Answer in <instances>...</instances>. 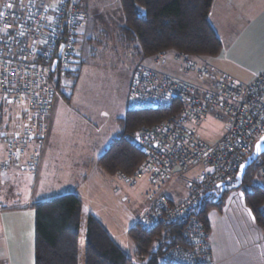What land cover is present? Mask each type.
I'll return each instance as SVG.
<instances>
[{
    "label": "built area",
    "instance_id": "2783aa9c",
    "mask_svg": "<svg viewBox=\"0 0 264 264\" xmlns=\"http://www.w3.org/2000/svg\"><path fill=\"white\" fill-rule=\"evenodd\" d=\"M85 25L86 16L72 0H0V101L17 106L18 115L12 129L2 132L0 174L38 166L60 80L65 66L76 61ZM175 55L185 80L144 66L133 72L127 109L156 110L169 117L124 136L143 156L125 179L147 182L139 228L180 229L181 242L164 250L163 261L214 264L208 229L198 211L213 198L205 196L208 192L235 180L254 143L264 136V71L243 84ZM209 116L225 128L215 142L198 136L199 124ZM261 174L264 178V167ZM183 178L185 195L175 201L170 193Z\"/></svg>",
    "mask_w": 264,
    "mask_h": 264
},
{
    "label": "rangeland",
    "instance_id": "374dc122",
    "mask_svg": "<svg viewBox=\"0 0 264 264\" xmlns=\"http://www.w3.org/2000/svg\"><path fill=\"white\" fill-rule=\"evenodd\" d=\"M72 2L86 16L87 31H81L79 61L65 66L66 70L77 72L76 77L63 76L60 80L56 101L59 111L56 124L53 121L54 128L51 123L50 138L54 136V140L61 145L51 154L50 158L55 161L52 171L48 176L40 177L42 182L38 191L41 188L39 193L46 192V195L71 191L79 195L84 203L90 204L95 200L101 211L108 215L102 216L108 233L118 246L132 256L134 247L127 229L135 223L139 213L145 179L129 187L117 175H108L99 168L86 172L89 157L96 156L112 137L121 132L118 119L127 110V87L137 67H149L182 80L186 77L180 71L177 53L166 52L167 55L161 59L155 60L154 57L146 60L136 53L137 44L124 41L119 35L124 24L119 0ZM196 61L200 62L199 59ZM0 117V154H3L1 138L6 133L2 132L12 129V121L18 122L17 106L5 105L0 110ZM223 129V123L209 116L199 124L197 131L201 139L212 142L222 136ZM70 147L73 149L70 150ZM32 180L33 176L27 175L25 181L0 182V197L4 200L15 197L17 202L13 205L23 206ZM98 206L91 204L96 210ZM161 263L162 259L158 258V264Z\"/></svg>",
    "mask_w": 264,
    "mask_h": 264
},
{
    "label": "trees",
    "instance_id": "16d2710c",
    "mask_svg": "<svg viewBox=\"0 0 264 264\" xmlns=\"http://www.w3.org/2000/svg\"><path fill=\"white\" fill-rule=\"evenodd\" d=\"M212 2L213 0H119L124 19L119 35L126 43L137 44L136 53L146 60L163 52H175L192 59L216 57L221 51V43L208 21ZM77 53L76 61L71 65L79 61V49ZM76 73L65 69L62 76L75 78ZM2 107L5 104L0 101V110ZM167 117L169 113L161 111L127 109L124 116L118 119L121 132L111 139L95 166L109 175L132 177L143 156L124 136L145 126L157 124ZM262 167L264 153L246 168L239 189L256 225L264 232ZM227 193L224 192L215 202L212 196L199 209L198 214L206 228L207 211L220 208ZM33 208L34 264H158V258L162 259L165 249L181 242L180 229L175 225L146 232L135 224L128 230L135 248L133 256L128 257L75 194L65 193L44 199L35 202ZM161 264L170 263L162 259Z\"/></svg>",
    "mask_w": 264,
    "mask_h": 264
},
{
    "label": "crops",
    "instance_id": "0c3cea01",
    "mask_svg": "<svg viewBox=\"0 0 264 264\" xmlns=\"http://www.w3.org/2000/svg\"><path fill=\"white\" fill-rule=\"evenodd\" d=\"M208 21L220 40L221 51L216 57H199L195 60L199 59L201 63L208 64L213 70L243 84L250 82L257 74L264 71V0H213ZM85 29L86 25L83 30ZM162 67L166 68L163 65ZM56 101L57 97L51 113L47 139L36 169L33 171L9 169L0 174V182L2 183L5 181H25L27 175L34 178L29 183L27 201L23 206L16 207L13 205L17 202L15 197L7 198V200L0 197V264H34L35 212L33 204L65 194L57 192L46 195V192L39 193L41 188L38 191L40 181L42 182L40 177L48 176L49 172L52 171L51 167L55 161H52L50 156L61 145L54 140V136L50 138L51 123L54 128L53 121L56 124L57 112L59 111ZM111 139L106 147L99 150L96 156L89 157L86 172L98 168L95 163ZM71 149L73 147H70ZM2 157L3 154H0V162ZM72 172L71 169L70 173ZM115 175L129 187L133 186L121 174ZM184 181L183 178L174 186L170 193L173 200L179 201L184 197ZM145 183L139 201V213L135 223L127 230L137 224L145 209L146 202L143 193L147 190L146 180ZM70 193L78 196L84 208L109 232L102 219V216H106L107 213L101 211L95 200H92L90 204L84 203L79 195L71 191ZM91 204L98 206V210L91 207ZM206 223L211 259L214 264H264V232L256 225L240 189L228 192L220 208H211L207 211ZM109 235L111 236V234ZM134 250L135 248L133 254ZM126 254L128 257L133 256L127 252Z\"/></svg>",
    "mask_w": 264,
    "mask_h": 264
},
{
    "label": "water",
    "instance_id": "95a60500",
    "mask_svg": "<svg viewBox=\"0 0 264 264\" xmlns=\"http://www.w3.org/2000/svg\"><path fill=\"white\" fill-rule=\"evenodd\" d=\"M264 137V136H263ZM262 138V137H261ZM259 138L253 145V149L249 156L246 158V160L241 164L244 165V168L242 169L239 167L237 174L235 176V180L233 183L228 184V185H222L220 186L218 191H212L208 192L205 196H213L214 197V202L221 198L224 192H230L233 190H238L241 186L242 183V178L244 176L245 170L248 166L254 163V161L261 156L264 153V140Z\"/></svg>",
    "mask_w": 264,
    "mask_h": 264
},
{
    "label": "snow or ice",
    "instance_id": "6c2138e0",
    "mask_svg": "<svg viewBox=\"0 0 264 264\" xmlns=\"http://www.w3.org/2000/svg\"><path fill=\"white\" fill-rule=\"evenodd\" d=\"M7 7L11 8L12 5L11 4H8ZM261 139L264 140V137H262ZM240 167L243 169L244 168V165H241Z\"/></svg>",
    "mask_w": 264,
    "mask_h": 264
},
{
    "label": "flooded vegetation",
    "instance_id": "af4514ba",
    "mask_svg": "<svg viewBox=\"0 0 264 264\" xmlns=\"http://www.w3.org/2000/svg\"><path fill=\"white\" fill-rule=\"evenodd\" d=\"M133 75V74H132Z\"/></svg>",
    "mask_w": 264,
    "mask_h": 264
}]
</instances>
